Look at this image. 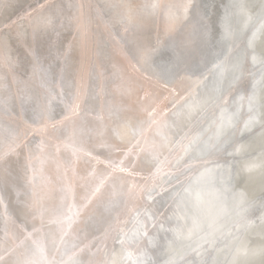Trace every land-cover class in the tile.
<instances>
[{
	"label": "bare ground",
	"instance_id": "bare-ground-1",
	"mask_svg": "<svg viewBox=\"0 0 264 264\" xmlns=\"http://www.w3.org/2000/svg\"><path fill=\"white\" fill-rule=\"evenodd\" d=\"M3 1L8 3L10 0H0V26L10 24L11 21L15 23H11L7 29L0 30V43L3 46L12 44L15 50L9 51L0 47V154L6 153L9 157L13 167L14 186L6 188L0 180V249L12 247L13 241L9 236L15 237V243L19 244L31 233V238L17 249L14 260L22 258L34 264H77L83 254L81 252L84 245H90V242L102 233L106 232L108 235L113 224L112 215L121 213L124 204L128 203L126 198L118 197L117 207L111 211L107 210L106 204L112 196L109 187L91 207L81 210L80 215L75 217L69 226V221L64 216L67 211L66 205L73 206L72 210L75 212L84 202L92 183L90 178L88 180L83 178L93 169L104 174L105 170H109L106 166L108 161L120 154L123 155V160L132 157V170L135 172L149 170L147 173H152L156 167L151 163L153 144L159 145L165 138L170 141L177 127L187 123L197 108L211 103L205 102L212 96L211 94L208 97V93L219 88L215 85V80L220 78L218 75L215 78L210 76L204 81L189 74L187 79L169 83L167 87L163 80L157 81L155 78L144 80L141 74L134 72L131 67L136 64V59L134 53L130 51L131 46L126 38L125 29L131 33L138 25H142L141 34L147 41L153 45L159 41L161 47H167L185 37L188 29L195 23L194 17L206 12L209 27L213 29L210 37L213 51L225 49L222 56L229 67L236 61L237 54L245 50L253 29L251 24L244 28V18L236 14L231 19V26L235 32L234 39L221 40L220 33L223 30L220 28V21L225 15L226 8L234 0H191L196 7L190 9L187 20L180 15L179 8L173 9V15L179 16V19H172L161 10L156 17L151 9L140 8L152 4L155 0H54L63 6L64 16L68 19L64 21L63 26H58V38L55 35L52 37L56 41V47H50L46 36L40 35L36 40L32 38L33 26L40 16L39 8L32 16L19 14L37 0H14L12 7L8 9L1 8ZM156 1L177 6L187 2V0ZM245 2L251 5L256 0ZM126 5L134 7L129 11ZM21 17H25L26 20ZM93 21L95 23H92ZM74 27L79 31L76 37L73 36L68 41ZM18 35L21 39H17ZM254 47L259 55L261 48L264 47V36H257ZM29 48L38 51V62L33 61L28 55ZM63 53L67 55H62ZM57 62L59 65L67 66V72L63 76L59 74L53 76L50 71V66H57ZM202 64L203 61L199 67ZM246 65L247 67L253 65L251 54L248 55L243 67ZM209 73L211 75L210 71ZM127 77L135 78L139 86L152 93L159 111L164 114L157 117L159 126H149L146 115L133 112L128 113L129 117H133L131 127L118 128L124 113L117 115V110L132 103L120 88L121 79ZM256 77L257 91L255 85L249 86L248 101L245 100L247 88L245 98L241 102L243 105L241 110L248 115L249 97L253 92L257 102L264 96V83L260 81L259 75L249 77L246 82L253 78L254 81ZM222 79L227 84L231 80V72H225ZM77 86L81 90L82 107L86 109V112H79L78 118L72 117L70 112ZM237 88L238 86L235 87L234 94H237L239 90ZM234 94L230 100L228 98L227 106L223 107V104L212 106V110L210 109L206 116V119H210L204 129L205 132H209L207 137L215 134L221 122L226 125L225 136L219 151L204 156L205 158L199 160L201 163L196 164V174H202L199 182L201 201L199 205L189 207L187 222L183 219L179 221L181 225L187 223V227H193L194 218L196 221L194 239L206 237L210 243L230 228L242 207H259L260 202L264 200V136L261 135L259 124H256L251 131L249 129L244 132L242 139L234 140L236 131L240 136L243 133L242 128L245 127V123L241 124L240 128L233 124L235 109L231 106L237 97ZM26 95L51 100V110L45 119L50 120L53 117L57 119L66 113L68 114L65 116L69 119L52 127L49 134L44 132L47 136L39 132L31 137L33 140L19 146L16 143L18 132L27 124L40 121L37 118L33 122L34 105L27 106V114L21 112V99ZM139 95L142 97L144 92L140 91ZM182 97L189 103L200 102L193 108L190 117L181 107ZM3 101H7V112ZM80 121L87 123L88 131L84 134L80 132ZM228 141L234 143L232 145L229 143L226 151ZM109 144L116 147L105 146ZM40 145L44 146V151H41ZM240 146L244 147L241 151H236ZM183 148L177 152L172 163H175L178 157H183ZM121 149L125 152H118ZM89 153L96 159H91ZM216 155L224 158L214 161ZM29 156L32 159L27 174L34 179V189L28 187L23 179V166ZM125 162H121L122 167ZM92 164L94 167L90 169ZM250 165L254 167L249 170ZM117 175L118 183L129 180V177L123 174ZM137 179L131 178L133 185H138ZM158 180V177L154 178L153 183ZM141 181L143 184V180ZM68 187L69 191L62 190ZM33 191L43 199L45 207L50 210L42 228L39 220L34 221L24 210V201L30 200ZM139 206L143 210L147 208L143 201L140 204L133 202L131 208ZM253 221L251 226L246 228L241 226L238 230L239 237L231 243L213 242L215 247L213 251L205 252L209 264H213V261L215 264H233L234 260H238L239 264H264V255L261 254V249H264V210L260 207ZM177 223L170 221L163 226L166 230L175 227ZM34 227L41 228V231L33 233ZM136 227L135 222L127 229V242L123 245L129 264H166L170 258L168 241L173 239V234L162 230L157 223L147 229L148 236L154 238V241L149 243L147 238H132ZM139 239L144 244L142 250L130 245L138 243ZM33 240L37 243L33 244ZM185 243L187 241H176L173 248L182 251ZM74 245L76 246L73 248ZM112 246L111 254L105 252L109 264L113 259L118 262L122 257L120 251L122 247ZM237 248L244 250L238 257Z\"/></svg>",
	"mask_w": 264,
	"mask_h": 264
},
{
	"label": "snow or ice",
	"instance_id": "snow-or-ice-1",
	"mask_svg": "<svg viewBox=\"0 0 264 264\" xmlns=\"http://www.w3.org/2000/svg\"><path fill=\"white\" fill-rule=\"evenodd\" d=\"M3 7L8 9L12 6L4 3ZM38 7L40 16L37 23L33 26L32 38L33 40H36L40 35L46 36L48 38L49 46L56 47V41L52 39V37L55 35V37L58 38V26H63L64 21L68 19L64 16L63 6L55 3L54 0H52V2L45 0V3L40 4ZM125 7L131 11L134 6L126 5ZM195 7L196 5H194L191 0H187L186 3L179 6L164 3H152L140 6V8L151 9L152 11L161 10L172 19H179V16L173 15V9L179 8L180 15H182L185 20L188 19L190 9ZM236 14H239L244 18V28H248L251 24L253 30L252 36L247 41L245 50L237 54L236 61L232 63L230 67L225 61H221L214 66L218 69V75L221 79L224 77L225 72H231V80L227 84L229 89L235 85L243 86V77L245 72L243 64L247 61L249 54H251L253 65L255 66L258 64V69L255 72H248V75L253 77H255V75H259L260 81L264 83V47L261 48L259 55H257L254 47V41L257 36H264V0H256V2L251 5L245 2V0H234V2L226 8L225 15L220 21V28L223 30L220 33L222 41H230L234 39L235 32L231 26V19ZM28 15H32V13H28ZM128 19L130 20L131 17L129 16ZM194 20L195 23L188 29L187 35L181 38L178 42H175L167 47H161L159 41H157L155 45L147 41L141 34L143 28L142 25H138L131 33H128V29L126 28V38L131 46L130 51L134 53V58L136 59V64L131 65L133 71L140 73L144 80H152L153 78L157 81L163 80L165 81V87H167V84L169 83L187 79L189 74L197 71L201 61L213 54V45L210 43V37L213 29L209 27L206 12L195 16ZM11 23L15 22L11 21L10 24H6L4 27L6 29L9 28ZM17 39H21V36L18 35ZM229 51H231V49ZM28 55L33 61L38 62L39 55L36 49L29 48ZM62 55L66 56L67 53H63ZM136 65H139V67ZM50 71L53 76L57 74L63 76L67 72V66L59 65V62H57V66H50ZM99 75L102 76V74ZM120 88L123 94H125L129 100L132 101V103L121 106L117 110V115H119V113H124L122 123L118 124V128L131 127L133 117H129L128 113L133 112H140L146 115L149 126H159L160 122L157 117L164 114L159 111L157 101L153 98L152 93L149 90L139 86L137 80L133 77L122 78ZM140 91L144 92L142 97L139 95ZM214 91L215 95L209 97L208 101L205 102L215 103L219 101L221 104H226L227 101L224 99L223 89L216 88ZM102 92L103 88L101 86V93ZM181 100H183L181 107L190 117L193 108L197 107L200 102L189 103V101L183 97ZM2 103L5 111L7 112V101H3ZM177 103L179 104L180 101H177ZM28 105L35 106L32 111L33 122H35L37 118L44 120L46 118V114L51 110L50 99L42 100L40 97L26 95L21 99L20 106L22 113L27 114ZM80 111L86 112V109L82 107L81 90L79 86H77L75 100L70 108L71 116L78 118ZM67 119H69L68 116L62 117V120ZM141 124H143V122H141ZM256 124H259L261 128V135L264 136V96L260 97L257 102L255 92H253V95L249 97V119L245 122V128H251ZM225 129L226 125L221 122L215 134L206 140L203 139L200 134L185 135L182 137V140L187 141V145L184 147L187 159L177 160L175 164L171 165L172 167H177V173L173 176V179L176 180V185H170L167 189L155 183L151 186L145 185L143 187L138 185H127L124 182L118 183L117 174L125 173L126 169L112 164L108 165L112 171L108 172L106 175L98 173L96 169H93L86 177L83 178L85 180L90 178L92 181L89 187V193L84 198V202L79 205L75 212L72 210L73 206L66 205L67 211L64 213V216L65 219L69 221V226L74 218L80 215L81 210L91 207L96 200L100 199L104 195L105 191H107L109 187H111L112 191V196L106 204V208L109 211L117 207L116 200L118 197H123L127 200H144L145 203L149 205V208L157 203L163 204L167 201H171L173 211L172 215L168 219L171 220L175 218L177 220L178 223L175 227L165 230L159 217L146 208L142 213H137L135 220L137 227L132 238H147L149 243H152L154 238L148 236V223H151L153 226L159 223L162 230L173 234V239L168 241L170 258L166 264H209V261L205 258L206 249L199 241L203 240L205 243H210V241H208L206 237L194 239L196 228L195 219L193 218V227H187V223H185V225H181L179 224V221L183 219L187 222L189 219L187 211L189 207L199 205L201 201L199 182L202 174H196V164L204 156L211 155L213 152H217L221 149L222 140L225 136ZM87 131V123L80 121L81 134H84ZM73 135H75V129ZM169 144L170 141L165 138L159 145L153 144L152 146L151 163L157 165V173L161 170L159 167L160 165L170 164L169 161H162L160 159L161 155L169 149ZM105 146L109 148L116 147L114 144ZM39 147L41 151H44L43 145H40ZM243 147L244 146L238 147L236 151H241ZM88 155L91 159H96L95 157H91L90 153ZM31 159L32 157L29 156L23 166V179L28 187H32L34 189V179L27 175ZM181 163L184 165L183 168L178 167ZM251 167L254 166L250 165L249 170ZM185 173L188 175L185 176ZM181 176H185L184 180L180 179ZM0 180H2L6 188L14 186L13 167L6 153L0 154ZM62 190L67 192L70 190V187ZM17 195L19 196L20 193L18 192ZM259 207L261 210H264V200L260 202ZM24 210L27 214L32 216L34 221L37 219L39 220L41 228L44 226L45 217L50 214V210L45 207L43 199L37 196L35 191H33L29 201H24ZM160 215L163 214L161 213ZM141 216H143V219H140ZM117 223H119L118 219ZM41 228L34 227L33 233H39ZM31 236V233L27 234L24 241H20L19 244L15 243V237L9 236V239L13 241V244L12 247L0 249V264H34L32 261L22 258L13 259L17 249L23 246L24 242L29 240ZM118 239L123 246L127 242V234L123 233L122 230H118ZM176 241H187V243L183 244L182 251L173 248ZM32 243L36 244L37 242L33 240ZM242 251L244 250L237 248L236 256L238 257ZM261 254L264 255V249H261ZM110 264H117V261L113 259ZM213 264H215V261H213ZM233 264H239L238 260H234Z\"/></svg>",
	"mask_w": 264,
	"mask_h": 264
},
{
	"label": "water",
	"instance_id": "water-1",
	"mask_svg": "<svg viewBox=\"0 0 264 264\" xmlns=\"http://www.w3.org/2000/svg\"><path fill=\"white\" fill-rule=\"evenodd\" d=\"M49 1H51V0H49ZM43 3H45V0H37L34 3H32L31 5H29L28 8H25L19 14H22V15L26 14L27 16H28V13L33 14L34 13L33 10H36L37 8H39L38 6L40 4H43ZM153 3H158V2L155 0ZM153 13H154L153 15H156V17H157L159 10L153 11ZM21 19L26 20L23 17H21ZM5 25L0 26V30L4 29ZM78 31H79V29L77 27H74L72 34L69 36L70 38L68 39V41L73 36L76 37ZM70 33H71V31L69 32V34ZM154 41H155V39H154ZM224 50L225 49L220 48L219 51H213V54L211 56H208L205 60H203V64L198 68L197 71L192 73V76L200 77L199 79H202L204 81H206L210 76L215 78L218 75V69L214 66L216 64H218L219 62L224 61V57L222 56ZM244 69H245V72H244V77H243V81H244L243 86L235 85L231 89H229L227 87L228 83L226 84V82H223V79L217 78L215 80L216 81L215 85H217L219 88H226L223 90V96H224V99L226 101L228 100V98L230 100L232 95L235 93V87L238 86L237 89H239V90H238L237 94H234V96H237V97H236V100L234 101V104L231 107H234V109H235V116H234L233 124H235L239 128H240L241 124H244L249 119V115L247 113H244V111L241 110V107H243V105H241V102L245 98L244 96L246 95V90L248 88L247 95L245 98V100L247 102L248 96H249V86L255 85V90L257 91V89H258V88L256 89V87H257L256 83L258 82L257 77L254 81H252L254 79L253 78V79L249 80L248 82H246L247 79L249 77H251V75H248V72H255L258 69V65H256V66L252 65L251 67H249V66L247 67V65H246V67L244 66ZM209 71L211 72V75H210ZM171 84H173V83H171ZM168 85H170V84H168ZM178 91H180V90H178ZM214 92L215 91L212 89L208 93L207 96L209 97L211 94L213 96ZM175 93H177V92H175ZM229 100H228V102H229ZM228 102L226 104H223V107L227 106ZM217 104H221V103L219 101H217L215 103L211 102V103H209L203 107L197 108L195 110L196 113L194 115H192L190 117V119L187 120L188 121L187 123H185L183 126H181L182 125L181 124L177 127V130L174 132L175 133L174 136L170 140L169 149L167 151H165L163 153V155H161V157H160V159L162 161L167 160L170 162V164L160 165L159 167L161 170L159 173H157V165H156V167L152 173H147L149 170L136 171L135 172L134 170H132V165H133V160L131 159L132 157H126L123 160L122 159L123 155L120 154L118 157H115L112 160L108 161L106 166L110 171L105 170L104 174L106 175L108 172L112 171V169L108 167L109 164L115 165L117 167H122L121 162L126 161L125 165L122 168L126 169V172L123 173V175L129 177V180L126 179L124 182L127 185H133L131 182V178H138L137 182H138L139 186H141V187H143L145 185L151 186L153 184L154 178H156V177H158L159 180L156 181L155 184H158L165 189L169 188L170 185H173V186L176 185V180L173 179V176L176 175V173H177L176 172L177 167H172L171 165L176 163V162L172 163V160H173V158H175L177 152L182 147H185L187 145V141L182 140V137H184L185 135L200 134V136L206 140L208 138L207 134L209 132L208 131L205 132L204 129H206V125H207L208 121L210 120V119H206V116L210 112L211 107L215 106ZM71 105H72V103H71ZM238 107H239V109L237 110ZM67 114L68 113H66L65 115H67ZM245 115L247 116L246 118H245ZM64 116H62V117H64ZM62 117L57 118V119H53L54 118L53 117V118H50V120L44 119V120L38 121L37 123L27 124L25 127H23L22 130H20L18 132V135L16 138L17 145L21 146L23 143H26L29 140H33L31 137L36 135L39 132H43V134L45 136H47L46 133L49 134V132H51L52 127L59 124V122L64 123L65 121L68 120V119L62 120ZM225 120H226V118H225ZM211 122L213 123L212 120H211ZM252 128L253 127L246 129L245 127H243L242 128L243 133H241L240 136L237 135V131H236V133L234 134V140L242 139L243 138L242 135L244 134V132H247L249 129L251 131ZM44 132H46V133H44ZM229 143H231V145H232L234 143V141H228V143L226 144V151L228 150ZM118 152H125V151L123 149H121ZM128 158H130V159H128ZM203 158H205V157H203ZM219 158H224V156L220 157V156L216 155V157H214L213 160L217 161V159H219ZM186 159H187V155L184 152V148H183V157H178L177 160H186ZM213 160H211V161H213ZM128 161H129V163H128ZM100 163H101V165H103L101 161H100ZM199 163H201V162H199ZM182 166H183V163L178 165V167H182ZM93 167H94L93 164L90 165V169H92ZM27 175L29 176V174H27ZM186 175L187 174L185 173V176ZM185 176H181L180 179L184 180ZM141 180H143V184H141L142 183ZM141 201H143V204L147 205V208H149V205L146 204L144 200H139V199L128 200V203L126 205L124 204V207H123L124 210L122 209L123 211L121 213H119L118 215H117V213L112 215V219H113L112 223L113 224L109 228L108 235L106 232H105V234L102 233L98 237H95V239H93V241L90 242V245H86V246L84 245V248H82V250L83 249L84 250L83 251L81 250L82 251L81 253H83V254L79 258V261L77 264H109V263H107V259L105 258V255H106L105 252L110 253V251L113 249L112 245H114V248L117 245L122 247V248H120V251L122 253V257L118 260L117 264H129V262L127 260V254H126L125 248H124V246L121 245L120 240L118 239V230H122L123 233L127 234V229H129L135 223L137 213L138 212L142 213L146 209L145 208L143 210L142 207H140V206L137 208H131V205L133 202L135 204L136 203L140 204ZM149 204H150V202H149ZM258 208L259 207L251 208L250 206L246 207V208L242 207L240 214L233 220L230 228L227 231H225L222 236L220 235L218 238H216L215 241H213V242L217 243V241H220V242L224 241V243H227V242L231 243L232 241L237 239L240 235V233H238V230L241 226H244V228H246L247 226L253 225V223H254L253 219L255 218V215H256ZM149 211L152 213H155L159 217L160 221L163 224L169 223L170 221L172 223L177 221L175 218H173L171 220L168 219L172 215V211H173V205H172L171 201H167L166 203H163V204L157 203L153 206V208H149ZM161 213L163 215H160ZM0 216H1V210H0ZM142 217L143 216H141L140 218H142ZM117 218L119 220V223H117ZM150 226H152V224L148 223L147 229ZM80 242L82 243V241H80ZM213 242L209 243V245H206L205 242L201 243L204 245L206 252L213 251V249L215 248ZM76 245H74L73 248ZM130 245L135 246V248L142 250L144 244H143L142 240L139 239L138 243L135 242V243H131ZM209 256H210V252H209Z\"/></svg>",
	"mask_w": 264,
	"mask_h": 264
},
{
	"label": "rangeland",
	"instance_id": "rangeland-1",
	"mask_svg": "<svg viewBox=\"0 0 264 264\" xmlns=\"http://www.w3.org/2000/svg\"><path fill=\"white\" fill-rule=\"evenodd\" d=\"M13 2H14V0H10L7 4H9V5H12L13 4ZM4 3H6V1H3L2 2V6H1V8H3V5H4ZM19 3V2H18ZM18 6V5H17ZM38 11H39V9H38ZM2 12V11H1ZM23 18H25V17H23ZM26 19V18H25ZM25 21V20H24ZM92 23H95L94 21L92 22ZM5 46H3V45H1V43H0V47H2L3 49H6V50H9V51H13V50H15V47L12 45V44H4ZM43 46V45H42ZM43 48L45 49V46H43Z\"/></svg>",
	"mask_w": 264,
	"mask_h": 264
}]
</instances>
